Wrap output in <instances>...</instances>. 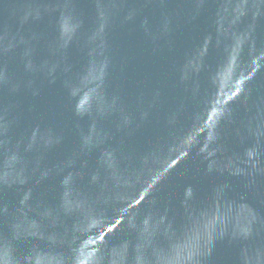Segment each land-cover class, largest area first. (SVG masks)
<instances>
[{
    "label": "water",
    "instance_id": "obj_1",
    "mask_svg": "<svg viewBox=\"0 0 264 264\" xmlns=\"http://www.w3.org/2000/svg\"><path fill=\"white\" fill-rule=\"evenodd\" d=\"M0 264H264V0H0Z\"/></svg>",
    "mask_w": 264,
    "mask_h": 264
}]
</instances>
